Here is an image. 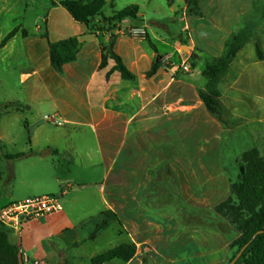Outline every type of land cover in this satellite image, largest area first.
<instances>
[{"label":"crops","instance_id":"obj_1","mask_svg":"<svg viewBox=\"0 0 264 264\" xmlns=\"http://www.w3.org/2000/svg\"><path fill=\"white\" fill-rule=\"evenodd\" d=\"M208 1V7L214 9L207 16L203 11L205 3H201L205 17H196L198 31H192L190 40L193 43L195 39L194 48L219 58L227 38L242 31L241 18L251 12L253 0ZM26 7L25 0H0V71L10 70L11 65L21 68L19 82L31 105L28 110L50 108L57 127L50 129L42 120L28 124L27 159L31 166L40 167L43 187L35 196L19 202L60 195L64 209L25 222L21 235L11 230L19 239L22 264H91L94 257L108 251L96 253L94 245L113 228L117 242L114 248L134 245L137 252L130 262L116 259L106 264H224L230 243L239 237L231 226L227 233L206 226L198 228L191 219L197 210L168 211L151 206V201L161 194L175 191L173 183L177 179L160 176L161 169L176 173L175 168H203L208 164L207 139L204 147L202 139L195 146L197 152L206 154L204 160L192 159L193 107L190 100L173 90L177 85L184 90L188 84L182 76L177 79L178 68L183 65H164L167 58L162 52L176 59L180 42L155 35L151 41L160 46V51L138 46L134 40L143 37L132 34V29L145 31L149 26L145 18L140 24L126 20L115 31L114 51L136 79L124 80L119 72L108 78L116 65L114 60H109L104 69L100 66L102 47L110 45L112 32L106 34L98 18L92 25L98 24L103 31L93 33L88 26L74 21L65 9L51 6L44 20L51 41L71 37L80 41L77 61L66 65L60 76L51 66L48 42L41 37L44 28L38 22L34 31L22 24L16 36L1 47L15 28L11 21L24 14ZM55 12L65 19L63 24L54 21L52 25L50 19ZM127 25L126 32L133 39L119 32ZM24 29L29 38L23 37ZM159 56L161 68L147 78ZM208 113L206 109V121ZM207 134L206 122L205 138ZM178 136L187 137L188 141L178 143ZM35 149L48 150L38 154ZM198 189L207 191L208 178L199 183ZM106 212L115 214L117 220L107 218ZM104 220L109 227L90 240L96 226Z\"/></svg>","mask_w":264,"mask_h":264},{"label":"rangeland","instance_id":"obj_2","mask_svg":"<svg viewBox=\"0 0 264 264\" xmlns=\"http://www.w3.org/2000/svg\"><path fill=\"white\" fill-rule=\"evenodd\" d=\"M52 1L63 0H25L27 3L25 13L17 15L14 18L16 21L14 22L13 19L11 25L25 24L30 31H34L35 25L39 23L45 28L44 20L47 19ZM256 1L257 7L253 4L251 12L241 18L242 30L246 28V23L255 25L253 39L238 55L231 70L222 77L218 85L221 93V119L208 113V121L205 120L206 108L199 93L208 91V81L204 77V70L206 64L215 57L193 47L195 39L192 37V43L190 35L197 29L198 19L186 14L184 0H176L172 6L167 0H107L108 5L104 9V14L111 17L114 13L129 6H139L140 13L143 15L140 18L142 20L145 18L149 28L143 30L145 32L143 38L134 37L137 38L134 41L138 46L152 49L154 44L151 37L155 35L162 39L180 42L176 47L178 54L176 59L169 58L171 55L168 52H162V56L167 58L164 65L170 68H175L179 64L183 65L178 68L177 79L182 76L188 84L184 90L178 85L173 90L178 93V96L183 95L185 99L190 100L193 107L190 119L193 128L190 139L194 145L191 153L192 159L204 160L206 154L197 152L195 146L199 145L202 139L204 147L205 139H207L208 164L203 168L200 166L175 168L176 173L173 169H161L160 176H172L177 179L176 184L173 183L175 191L166 190L167 192L161 194L158 199L151 201V206L168 209V211L180 208L197 210V215L191 216L194 227L206 226L209 230H224L227 233L228 227L231 226L236 231L230 220L219 213L218 207L230 198L232 185L238 182L244 174L243 155L252 149L264 153V60H258L255 48L256 43H259L264 53V4H262L264 0ZM204 3L203 11L208 16L214 8L208 7V0ZM50 20L52 25L54 21L58 25L65 22V19L57 12ZM95 26L99 27L98 24ZM103 29L106 34L109 32L107 27ZM126 30H129L128 25L119 28V32H124L133 39ZM112 35H116L115 31ZM229 38L230 36L227 40ZM185 46L190 50L185 51L183 48ZM154 47L160 51V46L158 48L154 45ZM193 54L197 57L195 69L192 68L191 62ZM186 66L189 67V71L185 70ZM10 68V70L0 71V207L35 196L43 187V174L40 167L31 166V162L27 159L30 154L28 124L31 125L34 120H42L50 129L57 127L50 108L28 110L31 105L26 102L24 86L19 82L22 69L15 65H11ZM45 117H49V120H45ZM180 120L184 119L180 118ZM206 122L207 138L204 136ZM200 126H202V136ZM177 140L180 143V140L188 141V138L178 136ZM47 150L43 149L44 153ZM34 151L38 154L43 152L42 149ZM19 154L26 157L16 160L6 158ZM206 178H208V189L200 192L199 183L201 181L204 183ZM32 180L36 182L34 185L31 183ZM189 187L191 190H188ZM59 198L62 201L60 195ZM113 230L114 228L109 230L106 236L94 245L96 253H102L116 246ZM10 239L12 243L19 245V239L12 231ZM234 241L230 243V246ZM230 246L229 257L224 264H230L236 253V249L232 250Z\"/></svg>","mask_w":264,"mask_h":264},{"label":"trees","instance_id":"obj_3","mask_svg":"<svg viewBox=\"0 0 264 264\" xmlns=\"http://www.w3.org/2000/svg\"><path fill=\"white\" fill-rule=\"evenodd\" d=\"M175 1L167 0L170 6ZM204 1L184 0L186 14L190 17L204 18L205 16L200 6ZM253 1L254 6L257 7V1ZM51 5L52 7L65 9L74 21L88 26L93 33L97 32L100 28L92 25L93 21L98 18L107 27L109 32L116 31L118 26L126 20L133 23L143 22L139 15L140 8L136 5L116 12L111 17H107L104 14V9L108 5L107 0H63L60 2L52 1ZM13 21L15 22L16 19ZM246 24V28L238 34L231 35L225 42L223 55L219 58H212L205 66L204 77L208 81V91H201L199 96L207 111L218 119H221V93L218 85L222 77L231 70L238 55L253 39L255 25L251 23ZM22 26L21 23L15 26L14 30L1 43L2 48L16 36ZM22 34L24 38L30 37L28 31L25 29ZM41 37L48 42L52 68L57 74L63 76L64 67L76 62L78 59L80 53L79 39L71 37L52 42L49 37L46 21L44 34ZM114 44L115 36L111 35L110 45L102 47V63L100 68H106L109 60H114L116 65L108 73V78L114 72H119L124 80H135L136 76L129 71L122 58L115 53ZM152 48L156 50L153 45ZM255 48L258 60L263 61L264 53L260 44L256 43ZM161 59V56H159L155 60L151 70L146 75L147 78H152L157 74L161 68ZM196 60L197 57L193 54L191 62L194 69L196 68ZM25 157V155L19 154L6 158L16 160ZM242 160L245 165L244 174L238 182L232 185L230 198L218 207V211L230 220L240 235L230 246V249H236L233 259L248 245L236 264H264V153L262 154L259 150L252 149L243 155ZM104 215L109 219L117 220L116 215L112 212H106ZM108 227L109 222L107 220L98 224L90 236V240H94L101 231ZM10 232V229H7L0 223V264H22L20 248L10 242ZM136 252V246L123 245L94 257L91 260V264H106L116 259L130 262L136 256ZM143 264H147V262Z\"/></svg>","mask_w":264,"mask_h":264},{"label":"built area","instance_id":"obj_4","mask_svg":"<svg viewBox=\"0 0 264 264\" xmlns=\"http://www.w3.org/2000/svg\"><path fill=\"white\" fill-rule=\"evenodd\" d=\"M132 34L137 37H144L145 32L132 29ZM185 70L189 71V67L186 66ZM46 119L48 118L46 117ZM63 209L60 198L56 196L48 195L27 199L0 209V223L7 229L21 235L25 222L46 218L49 215L62 212ZM33 264L42 263L35 261Z\"/></svg>","mask_w":264,"mask_h":264},{"label":"water","instance_id":"obj_5","mask_svg":"<svg viewBox=\"0 0 264 264\" xmlns=\"http://www.w3.org/2000/svg\"><path fill=\"white\" fill-rule=\"evenodd\" d=\"M185 51H189L190 48L185 46L183 47ZM248 246V245H247ZM247 246H245L240 253L230 262V264H236V262L239 260V258L241 257V255L243 254V252L246 250Z\"/></svg>","mask_w":264,"mask_h":264}]
</instances>
